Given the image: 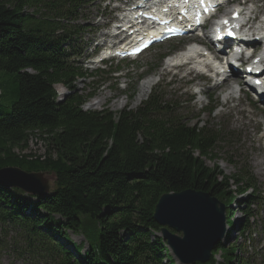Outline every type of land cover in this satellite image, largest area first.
I'll use <instances>...</instances> for the list:
<instances>
[{"label":"trees","instance_id":"1","mask_svg":"<svg viewBox=\"0 0 264 264\" xmlns=\"http://www.w3.org/2000/svg\"><path fill=\"white\" fill-rule=\"evenodd\" d=\"M91 1L0 0V171L56 177L47 197L0 187V228L21 230L28 247L38 243L58 264H162L169 251L160 237L152 239L161 232L155 207L163 195L192 190L224 204L230 226L235 202L246 220L234 231L244 234L253 181L240 169L229 179L206 164L216 161L224 133L189 127L174 105L155 95L136 111L118 113L84 112L87 98L78 93L57 102L56 86L74 90L86 76L67 44ZM33 141L44 143L42 155L27 154ZM243 194L246 200L237 201ZM69 233L85 242L75 245ZM55 237L73 245L78 257ZM236 244L219 243L207 264H216L218 253L233 264Z\"/></svg>","mask_w":264,"mask_h":264},{"label":"rangeland","instance_id":"2","mask_svg":"<svg viewBox=\"0 0 264 264\" xmlns=\"http://www.w3.org/2000/svg\"><path fill=\"white\" fill-rule=\"evenodd\" d=\"M250 1L252 2V0ZM254 2L257 3L256 5L259 8L263 7L262 9L264 10V0H254ZM100 4L101 1L98 0L93 6L92 4L86 6L79 15V26L86 28L84 35L81 36V40L86 44L84 48L83 46L81 48L85 52L81 61H92L93 51L91 49L92 47L94 48L95 44L94 42L93 45L90 44V42L92 43L91 39L95 38V35L100 36V34L106 31L105 27L102 26L104 21L100 20V15L108 14V11L105 12ZM31 11L28 12L31 13ZM260 14H264V11ZM170 47L171 45L155 48L134 64H111L102 67L103 69H111L110 71L120 67L119 71H122L121 74L127 75L121 77L120 80L117 78L114 80L112 77L116 76L109 74H100L86 80H80L77 83V90L83 96L95 93L94 98L83 106V110L92 112L107 110L111 113H118L125 109L136 110L148 98L141 101L140 104H136L135 97L139 93L141 82L144 79H148L149 76H159V81H156L158 83V91L165 94V99L178 103L179 106L175 112L183 117L184 122L189 126L200 123L199 128L206 125L210 130L224 133L223 138L226 140L221 141L213 153V158L216 161L213 162L212 159L206 160L207 166L213 167L216 165V167L220 168L221 172L229 177L237 175L239 167H245V171L250 170L257 181V196L264 202L263 116L257 114V112L259 113L257 108L250 103L249 99L243 97L240 101H230L225 105L227 98L224 96L220 97L219 89H210L213 82L209 83L195 75L192 77H196L197 80L192 84L190 89V86L186 82L180 81L184 75L183 70L177 74V81L172 82L171 75L163 71L164 64L163 61H160V57ZM199 80H203L204 88L197 87ZM56 89L59 93L63 92L62 87H56ZM198 90H208L210 98L207 95L195 96ZM209 101L210 103H208ZM93 102L97 105H92ZM214 108L217 109L214 111ZM44 150V143L38 142L36 145V141H33L30 143V150L27 154L32 152L42 155ZM246 197V194L238 195V200H246ZM31 200L33 202L36 201V199ZM253 211L254 217L252 220L257 225L255 240L248 245V243L245 244L240 239L239 243L241 245L245 244V246L238 256L246 260L245 264H264V206L263 208L253 207ZM241 216L239 214L238 218H241ZM21 233V230L14 227H9L7 230L0 228V264H56L55 260L46 251L36 253L33 250H29L25 243L26 237L23 238V234ZM157 236H160V234H157ZM70 237L76 245L85 242L82 236H75L70 233ZM235 237H237L236 234H234L230 241H224L223 243L228 246L235 241ZM54 239L58 245L66 247V250L71 254L74 253V249L71 246H64L65 243L61 238L55 237ZM87 248L86 246L85 249L87 250ZM215 260L217 264H224V259L220 253L215 256ZM162 264H169L168 260H164Z\"/></svg>","mask_w":264,"mask_h":264},{"label":"water","instance_id":"3","mask_svg":"<svg viewBox=\"0 0 264 264\" xmlns=\"http://www.w3.org/2000/svg\"><path fill=\"white\" fill-rule=\"evenodd\" d=\"M56 181L48 173H28L16 167L0 171V185L29 195L46 196ZM224 208L207 193L184 191L163 195L154 218L175 257L184 264L206 263L225 233ZM168 229L181 234L174 235Z\"/></svg>","mask_w":264,"mask_h":264},{"label":"bare ground","instance_id":"4","mask_svg":"<svg viewBox=\"0 0 264 264\" xmlns=\"http://www.w3.org/2000/svg\"><path fill=\"white\" fill-rule=\"evenodd\" d=\"M249 2H251L250 0H248ZM257 16H258V12L255 14V18H257ZM248 25L250 26L249 27V31L251 30V29H259V28H261V25H258L257 27H255L254 26V23L253 22H251V20L249 21V23H248ZM186 51V50H185ZM195 53V50H189V51H187V52H181V53H179L177 56H176V58H173L172 60H170V62H169V65L170 64H178V63H180V62H183V61H187V60H189L192 56H193V54ZM197 53V52H196ZM262 55V57H264V50L262 51V53H261ZM208 59L207 58H198V60L196 61V63H197V65H196V68H198L199 66H200V63H205L206 61H207ZM199 63V64H198ZM183 64V63H182ZM180 65L179 67H181V66H183V65ZM157 81V78H155V77H149L148 79H146V80H144L141 84H140V87H139V93L137 94V96L135 97L136 99V104L138 105V104H140L141 103V101H143V100H145L148 96H149V94L151 93V90H152V88H153V86L155 85V82ZM237 82V81H236ZM220 85H224V86H226V85H228V82H226V81H224L222 84H220ZM219 84H218V86H220ZM234 94H236L235 93V91L233 92ZM92 104V103H91ZM96 103L95 102H93V104L92 105H95ZM97 105V104H96ZM135 106V105H134ZM137 107V106H136ZM20 169V168H19ZM24 171V170H23ZM28 173H48V175L49 176H54L55 177V175L54 174H52V173H49V172H28ZM55 179H56V177H55ZM54 186V185H53ZM53 190H54V188H53ZM53 190L51 191V193L49 194V195H51L52 194V192H53ZM49 195H46V196H49Z\"/></svg>","mask_w":264,"mask_h":264},{"label":"snow or ice","instance_id":"5","mask_svg":"<svg viewBox=\"0 0 264 264\" xmlns=\"http://www.w3.org/2000/svg\"><path fill=\"white\" fill-rule=\"evenodd\" d=\"M225 23H227V22H225ZM229 35H231V33H229Z\"/></svg>","mask_w":264,"mask_h":264}]
</instances>
